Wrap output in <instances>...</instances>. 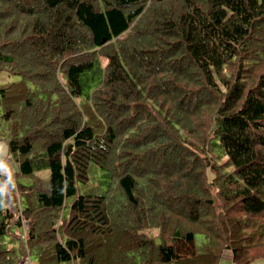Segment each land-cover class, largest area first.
<instances>
[{
    "label": "trees",
    "instance_id": "16d2710c",
    "mask_svg": "<svg viewBox=\"0 0 264 264\" xmlns=\"http://www.w3.org/2000/svg\"><path fill=\"white\" fill-rule=\"evenodd\" d=\"M2 74L0 264L264 260V0H0Z\"/></svg>",
    "mask_w": 264,
    "mask_h": 264
},
{
    "label": "rangeland",
    "instance_id": "374dc122",
    "mask_svg": "<svg viewBox=\"0 0 264 264\" xmlns=\"http://www.w3.org/2000/svg\"><path fill=\"white\" fill-rule=\"evenodd\" d=\"M14 80H16L15 77H8L7 75L2 74L0 78V83L14 81ZM16 170H18V167L8 153V147L6 145V142L0 139V172L13 175L16 172ZM47 173L48 172H42L41 175L43 177H46ZM27 227H28V223L25 222L24 228L26 229ZM146 232L152 236H157L159 234L158 229L147 230ZM198 238L200 239L201 237ZM27 259L28 258H26L24 264L26 263Z\"/></svg>",
    "mask_w": 264,
    "mask_h": 264
},
{
    "label": "crops",
    "instance_id": "0c3cea01",
    "mask_svg": "<svg viewBox=\"0 0 264 264\" xmlns=\"http://www.w3.org/2000/svg\"><path fill=\"white\" fill-rule=\"evenodd\" d=\"M233 260H232V253L230 251H226L224 253V256L222 258V260L220 261L219 264H233ZM249 264H264V260H260V261H256V262H251Z\"/></svg>",
    "mask_w": 264,
    "mask_h": 264
},
{
    "label": "built area",
    "instance_id": "2783aa9c",
    "mask_svg": "<svg viewBox=\"0 0 264 264\" xmlns=\"http://www.w3.org/2000/svg\"><path fill=\"white\" fill-rule=\"evenodd\" d=\"M25 264H32V262H31V258H30V257H28V259H27V261H26ZM233 264H237V263H233Z\"/></svg>",
    "mask_w": 264,
    "mask_h": 264
},
{
    "label": "bare ground",
    "instance_id": "6f19581e",
    "mask_svg": "<svg viewBox=\"0 0 264 264\" xmlns=\"http://www.w3.org/2000/svg\"><path fill=\"white\" fill-rule=\"evenodd\" d=\"M79 28V27H78ZM84 32V31H83ZM30 35V34H29ZM33 35V34H32ZM45 36V35H44ZM26 38V37H25ZM21 40V39H20ZM23 41V40H22ZM148 182V181H147ZM151 185V184H150ZM240 226V225H239Z\"/></svg>",
    "mask_w": 264,
    "mask_h": 264
}]
</instances>
